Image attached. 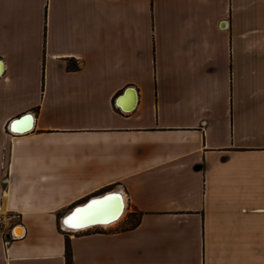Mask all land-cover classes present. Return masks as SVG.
<instances>
[{
  "label": "crops",
  "instance_id": "0c3cea01",
  "mask_svg": "<svg viewBox=\"0 0 264 264\" xmlns=\"http://www.w3.org/2000/svg\"><path fill=\"white\" fill-rule=\"evenodd\" d=\"M0 205V264H264V0H0Z\"/></svg>",
  "mask_w": 264,
  "mask_h": 264
},
{
  "label": "water",
  "instance_id": "95a60500",
  "mask_svg": "<svg viewBox=\"0 0 264 264\" xmlns=\"http://www.w3.org/2000/svg\"><path fill=\"white\" fill-rule=\"evenodd\" d=\"M99 206L108 207L109 211L115 216L114 219L107 223H101V222L87 223V224L81 225L76 228L69 227V224L66 223L67 219L72 218L73 216L76 215L77 210H81L80 214L83 216L87 214H89L87 216H90L91 214H93L92 210H94V208L95 210H98L97 208H99ZM125 210H126V206H125V201L122 197V194L117 191L108 192V193L90 198L86 202H83L75 206L74 208H72L69 211L67 218L65 219L64 226L70 231H81V230L88 229V228L95 227V226L104 227L105 224H109V223L116 222V221L118 222V220L124 214Z\"/></svg>",
  "mask_w": 264,
  "mask_h": 264
},
{
  "label": "built area",
  "instance_id": "2783aa9c",
  "mask_svg": "<svg viewBox=\"0 0 264 264\" xmlns=\"http://www.w3.org/2000/svg\"><path fill=\"white\" fill-rule=\"evenodd\" d=\"M7 182V178L4 179ZM21 214L12 210H5L2 205H0V235L3 236V241L5 246H9L17 236L13 233L14 228L21 222Z\"/></svg>",
  "mask_w": 264,
  "mask_h": 264
},
{
  "label": "bare ground",
  "instance_id": "6f19581e",
  "mask_svg": "<svg viewBox=\"0 0 264 264\" xmlns=\"http://www.w3.org/2000/svg\"><path fill=\"white\" fill-rule=\"evenodd\" d=\"M12 128H13V131L14 132H17V133H22V132L28 131V130H30L32 128V118H31V124L27 128H25V129H18L17 128V124H14L12 126ZM122 197H123V199L125 201V198H124L123 195H122ZM125 206H126V201H125ZM97 209L98 210H95V208H94V210H92L93 211L92 212L93 214L90 213L91 214L90 216H87L89 214L84 215V217H87V219L85 220V222L82 225L87 224V223H92V222L107 223V222H110V221H112L114 219L115 216L109 211V208L108 207H106V206L105 207L99 206V208H97ZM70 220H71V218L67 219L66 223L68 224V222ZM116 222H112V223H109V224H105L104 227L113 226V225H115ZM87 227H89V226H87Z\"/></svg>",
  "mask_w": 264,
  "mask_h": 264
},
{
  "label": "rangeland",
  "instance_id": "374dc122",
  "mask_svg": "<svg viewBox=\"0 0 264 264\" xmlns=\"http://www.w3.org/2000/svg\"><path fill=\"white\" fill-rule=\"evenodd\" d=\"M116 190V189H114ZM140 215L137 214L135 211H126L123 214L122 218L115 223V225L110 226L114 227L116 226L117 228H126L130 227L131 225L135 224L139 220Z\"/></svg>",
  "mask_w": 264,
  "mask_h": 264
},
{
  "label": "snow or ice",
  "instance_id": "6c2138e0",
  "mask_svg": "<svg viewBox=\"0 0 264 264\" xmlns=\"http://www.w3.org/2000/svg\"><path fill=\"white\" fill-rule=\"evenodd\" d=\"M80 213H81V210H77L76 215L73 216L71 220L68 222L69 227L76 228V227L81 226L85 222L87 217L82 216Z\"/></svg>",
  "mask_w": 264,
  "mask_h": 264
},
{
  "label": "trees",
  "instance_id": "16d2710c",
  "mask_svg": "<svg viewBox=\"0 0 264 264\" xmlns=\"http://www.w3.org/2000/svg\"><path fill=\"white\" fill-rule=\"evenodd\" d=\"M139 223H140V217H139V220L135 224L131 225L130 227H135V226L139 225ZM66 247H67L66 255H67L68 264H71L72 251H71V245H70V240L69 239H67V246Z\"/></svg>",
  "mask_w": 264,
  "mask_h": 264
}]
</instances>
